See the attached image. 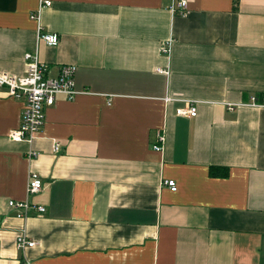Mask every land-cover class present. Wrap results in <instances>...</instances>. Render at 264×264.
Returning <instances> with one entry per match:
<instances>
[{
  "label": "crops",
  "instance_id": "1",
  "mask_svg": "<svg viewBox=\"0 0 264 264\" xmlns=\"http://www.w3.org/2000/svg\"><path fill=\"white\" fill-rule=\"evenodd\" d=\"M172 1L53 0L36 20L40 0H0V72L38 51L89 90L58 95L28 142L9 137L24 103L0 89V264H264V0ZM187 101L196 115L177 114ZM11 199L47 210L18 217Z\"/></svg>",
  "mask_w": 264,
  "mask_h": 264
},
{
  "label": "built area",
  "instance_id": "2",
  "mask_svg": "<svg viewBox=\"0 0 264 264\" xmlns=\"http://www.w3.org/2000/svg\"><path fill=\"white\" fill-rule=\"evenodd\" d=\"M190 0H173L171 10L174 14L185 15L189 12ZM53 0H40L39 10L31 13V18L39 20L40 12L43 7L51 6ZM39 40L44 41L50 46L60 43L59 33L46 31L40 28ZM173 39L167 40L161 47V51L166 55L171 54ZM26 70L23 75H14L7 72H0V89H4L6 94L15 99L21 100L23 109L21 113V123L18 127L10 130L9 137L14 141L32 142L45 123L46 109L56 103L58 95H64L68 100H74L79 94L88 93V89H80L76 82L77 67L74 64H63L56 75L51 74L50 64L41 61L38 51L28 52L25 55ZM160 72L168 73L167 69L159 67ZM169 102L172 97H167ZM251 105L264 107V98L252 97ZM196 101H187L184 107L177 109V114L194 116L197 114ZM165 134H158V141L154 148L162 150ZM60 144L55 142L54 150L59 151ZM36 152H33L34 156ZM165 183L172 190H177L175 179H166ZM44 179L41 175L31 173L28 179L27 190L29 194L38 193L43 190ZM9 205L17 209L18 217L26 218L32 211L45 213L46 207L40 204H32L29 200H9ZM18 247L24 250L28 246H34L35 241L30 240L25 233H21L17 239ZM26 264H31L27 261Z\"/></svg>",
  "mask_w": 264,
  "mask_h": 264
},
{
  "label": "trees",
  "instance_id": "3",
  "mask_svg": "<svg viewBox=\"0 0 264 264\" xmlns=\"http://www.w3.org/2000/svg\"><path fill=\"white\" fill-rule=\"evenodd\" d=\"M220 171H222L223 176L228 174V169L227 168L211 167V170H210L211 175H213V176L219 175ZM22 264H26V262L22 261Z\"/></svg>",
  "mask_w": 264,
  "mask_h": 264
}]
</instances>
